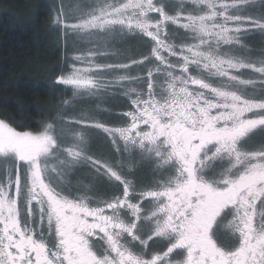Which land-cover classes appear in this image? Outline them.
Instances as JSON below:
<instances>
[{
    "label": "snow or ice",
    "instance_id": "6c2138e0",
    "mask_svg": "<svg viewBox=\"0 0 264 264\" xmlns=\"http://www.w3.org/2000/svg\"><path fill=\"white\" fill-rule=\"evenodd\" d=\"M54 10L80 54L53 84L73 101L122 94L129 110L120 126L81 112L38 134L0 120L11 165L0 264H264V48L255 56L243 43L264 38V0H59ZM93 34L105 39L75 47ZM127 36L140 59L102 50ZM108 59L128 62H96ZM94 130L106 152L93 151ZM162 167L171 174L156 179Z\"/></svg>",
    "mask_w": 264,
    "mask_h": 264
},
{
    "label": "trees",
    "instance_id": "16d2710c",
    "mask_svg": "<svg viewBox=\"0 0 264 264\" xmlns=\"http://www.w3.org/2000/svg\"><path fill=\"white\" fill-rule=\"evenodd\" d=\"M58 2L0 0V119L18 131L39 132L57 116L67 117L70 111L69 106L60 105L72 101L71 90L53 84L71 56L62 31L53 23ZM253 13L258 15L257 11ZM262 41L259 34H250L243 43L258 56L264 48ZM111 96L113 115H119L116 111L123 112L127 103L121 94Z\"/></svg>",
    "mask_w": 264,
    "mask_h": 264
},
{
    "label": "rangeland",
    "instance_id": "374dc122",
    "mask_svg": "<svg viewBox=\"0 0 264 264\" xmlns=\"http://www.w3.org/2000/svg\"><path fill=\"white\" fill-rule=\"evenodd\" d=\"M90 2H91V0H65V3H71L74 5H79L80 7H85ZM174 2L179 3L180 0H174ZM257 12L259 14L258 10H257ZM250 15L255 16L256 14H254L251 11ZM67 22L68 23H76L78 21L69 20ZM62 39H63V37H62ZM103 39H105V38L102 36H98L96 34H93L91 36H86L83 38H78L75 47L81 51L86 52L90 48H93L96 46L94 43H92V41L103 40ZM174 42L177 44L180 43V41H176V40ZM109 43L111 44V47H109L107 49H102V50H106L112 56L115 57L118 55H125V56L131 55L134 59H140L138 52H139V50H142V44L134 36H127V37L123 38L122 40L119 38H117L115 40L109 39ZM67 47L71 48V46H67ZM130 47H131V49H129ZM70 50H71V52H70L71 56H76V55L80 54V51H74V50H72V48ZM66 51H68V50L66 49ZM234 54H236V53H234ZM96 62L97 63H105V62L106 63H117V62L127 63L128 61L127 60L108 59V60H97ZM78 66L87 68L89 65L87 62H85L82 64H78ZM133 73L136 74L137 70H134L132 72V75H133ZM242 78H248V76L245 75V76H242ZM71 93H72V91H71ZM71 97H73V93H72ZM111 99H112V96H108V97H105L102 101H99V100H96L95 98L88 97L86 95L80 97L76 101H73V99H72V101H73L72 107H70V111L68 112V114H66L67 117H63V118L69 119V120L77 119V118H79V114L81 112H88L89 114L94 115L96 118V121L99 123L105 124L106 126H109V127L120 126V120H121L120 114L128 111L129 108L126 104H122L123 107L126 105L125 108L122 110L123 112L117 110L116 113H118L119 115H115L116 116L115 117L113 115V111H115V109H113V103L111 102ZM116 105H118V103H116ZM73 108L75 109V111H73ZM0 120H3V119H0ZM5 122L10 127L13 128V126H11L7 121H5ZM16 131H18V130H16ZM42 131L43 130H41L39 132H30V131H25V132L38 134ZM18 132H22V131H18ZM91 139L93 140V151L94 152L101 153V152H106L108 150L107 142H106L103 134L101 132H99L98 130H94L91 133ZM255 142L259 143V139L257 138ZM136 159L138 160L139 158L137 157ZM129 162L135 163L136 161H125V163H129ZM10 167H11L10 162H8L4 158L0 157V182H3L4 180H6L7 172H8V169ZM155 169H156V166L153 164L150 166V168H146L145 171L151 172L152 170H155ZM69 179H71V177H69Z\"/></svg>",
    "mask_w": 264,
    "mask_h": 264
},
{
    "label": "flooded vegetation",
    "instance_id": "af4514ba",
    "mask_svg": "<svg viewBox=\"0 0 264 264\" xmlns=\"http://www.w3.org/2000/svg\"><path fill=\"white\" fill-rule=\"evenodd\" d=\"M166 167V166H165ZM161 174H163V175H161ZM171 173H169V172H165L164 171V168L162 167V168H160L159 170H157L156 171V179H162L164 176H167V175H170ZM223 239V238H222ZM164 246V243L163 242H159V244L157 245V247L159 248V247H163ZM183 257H176V259H182Z\"/></svg>",
    "mask_w": 264,
    "mask_h": 264
}]
</instances>
